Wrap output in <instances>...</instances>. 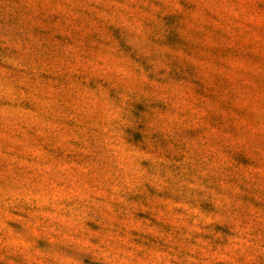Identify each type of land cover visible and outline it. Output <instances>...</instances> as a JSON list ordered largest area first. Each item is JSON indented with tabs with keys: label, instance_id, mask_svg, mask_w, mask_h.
<instances>
[{
	"label": "rangeland",
	"instance_id": "rangeland-1",
	"mask_svg": "<svg viewBox=\"0 0 264 264\" xmlns=\"http://www.w3.org/2000/svg\"><path fill=\"white\" fill-rule=\"evenodd\" d=\"M0 264H264V0H0Z\"/></svg>",
	"mask_w": 264,
	"mask_h": 264
}]
</instances>
